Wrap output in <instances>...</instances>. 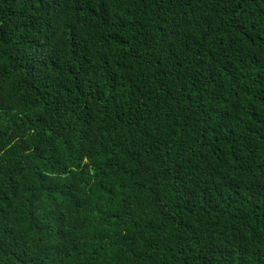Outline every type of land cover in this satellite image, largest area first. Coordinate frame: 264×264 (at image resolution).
I'll list each match as a JSON object with an SVG mask.
<instances>
[{
  "label": "trees",
  "instance_id": "obj_1",
  "mask_svg": "<svg viewBox=\"0 0 264 264\" xmlns=\"http://www.w3.org/2000/svg\"><path fill=\"white\" fill-rule=\"evenodd\" d=\"M0 264H264V0H0Z\"/></svg>",
  "mask_w": 264,
  "mask_h": 264
}]
</instances>
